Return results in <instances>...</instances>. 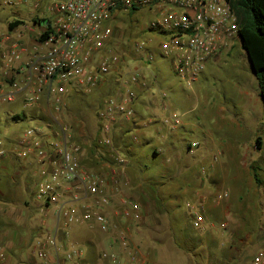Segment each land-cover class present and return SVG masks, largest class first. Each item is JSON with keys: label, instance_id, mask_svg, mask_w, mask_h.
I'll use <instances>...</instances> for the list:
<instances>
[{"label": "built area", "instance_id": "2783aa9c", "mask_svg": "<svg viewBox=\"0 0 264 264\" xmlns=\"http://www.w3.org/2000/svg\"><path fill=\"white\" fill-rule=\"evenodd\" d=\"M3 10L13 17L8 25L19 24L9 30L10 37L8 29H0V61L10 71V76L0 77V106L19 100L24 109L41 102L59 108L70 93H90L116 72L120 57L114 51L115 35L123 17L150 15L146 29L163 37L156 45L157 56L167 62L186 89H191L211 60L238 39L239 20L232 0H0V12ZM153 46L151 40H138L134 51L140 54L139 60H153ZM15 61L19 62L16 68ZM118 86L124 93L104 100L98 113L101 147H113L110 132L115 123L134 122V88L142 89L145 82L134 72L121 76ZM161 97L165 99L166 94ZM160 123L173 130L181 125L182 116L167 110ZM84 145L57 121L53 128L36 123L16 138L0 139V158L12 156L36 163L39 175L34 198L52 216L56 229L75 225L108 233L117 229L112 216L138 222L140 206L120 196L129 182L126 157L112 148V161L104 163L107 172L86 169L82 165ZM197 147L193 142L189 149ZM225 197L227 192L218 195V199ZM114 198L119 199V207H114ZM193 214L201 224L202 215ZM125 234L120 231L117 238L127 244ZM47 243L56 248L55 238L49 237ZM65 261L84 264L74 245ZM111 262L137 264L138 256L130 253L125 263L112 257ZM242 264H264V249Z\"/></svg>", "mask_w": 264, "mask_h": 264}, {"label": "rangeland", "instance_id": "374dc122", "mask_svg": "<svg viewBox=\"0 0 264 264\" xmlns=\"http://www.w3.org/2000/svg\"><path fill=\"white\" fill-rule=\"evenodd\" d=\"M149 17L140 13L120 19L114 44V51L120 57L117 71L108 75L92 92L70 93L59 108L51 102H41L26 111L13 106H0V139L6 140L10 133L36 123L53 128L57 121L68 129L75 140L84 142L82 165L89 169V154L96 153L100 157L103 149L98 144L103 135L98 117L101 104L124 93L118 86L121 76L139 73L145 87L134 88L136 117L134 122L127 123L131 128L125 134L131 132L137 145L143 146L148 143L143 140L144 136L155 138L157 131L158 138L152 143L159 145L152 147L151 144L147 150L148 153L156 151L161 154L157 162L160 170H176L188 167L187 164L192 162L199 171L200 179L206 182H212L213 179L208 178L213 171H217L213 183L221 187L219 194H228V197L219 199V211L225 218L221 222L224 224L222 231L226 232L223 244L226 248H240L235 264H242L264 247V163L261 165L255 160L261 153L257 150L256 135L264 140V111L260 102L253 106L246 99L238 98L239 91H244L245 86L250 90L256 87L245 54L237 39L233 47L226 49L227 53L223 51L217 61L207 64L204 75L191 89H186L173 75L167 62L157 56L156 45L163 37L146 29ZM12 19L11 13L1 11L0 29L7 30ZM25 23L31 25L28 19ZM8 36H11L9 29ZM138 40L153 41L156 56L150 62L139 60L140 54L134 51ZM0 66L4 68L1 61ZM244 77L248 79L242 84ZM162 93L166 94L165 99H162ZM164 106L166 110L174 109L182 116L181 125L189 128L187 133L184 131V136L189 135L184 138L185 141L171 143L169 136L180 127L169 130L161 125ZM11 107L13 112L7 110ZM17 116L20 118L15 120ZM193 142H197L198 147L191 151L188 145ZM188 175H180L177 179L182 181ZM209 188L212 193L216 192L215 186L209 185ZM196 205L192 201L187 205L192 215L193 212H200L195 209ZM217 230L221 229L216 224ZM197 232L205 231L201 229Z\"/></svg>", "mask_w": 264, "mask_h": 264}, {"label": "crops", "instance_id": "0c3cea01", "mask_svg": "<svg viewBox=\"0 0 264 264\" xmlns=\"http://www.w3.org/2000/svg\"><path fill=\"white\" fill-rule=\"evenodd\" d=\"M227 51L225 50L226 53ZM243 53L246 57V53L244 51ZM219 57L211 61L215 62ZM17 66L19 62L15 61L13 67ZM5 74L10 76V71H5L0 66V77H4ZM203 75L204 72L201 76ZM251 75L256 87L250 90L245 86L244 91H239L238 98L246 99L247 103L253 106L260 102L264 111L257 80L252 72ZM245 79L248 78L244 77L241 80L242 84ZM4 106L26 111L19 100ZM7 110L11 112L12 107ZM166 111L162 109L164 114ZM182 125L169 136L171 143L176 140L185 141L184 138L189 136H184V131L187 133L189 128L186 129ZM117 126L121 129H116ZM130 128L131 125L127 122L114 124L110 134L113 147H103L100 157H97L96 153H90L87 162L90 170L107 172L104 163L112 161V148L128 161L129 182L120 196L140 206L141 219L133 223L112 216V222L117 229L108 233H103L97 228L83 229L75 225L56 229L52 216L43 210L34 198L39 175L36 163L30 160L18 161L12 156L0 158V252L3 254L0 264H67L65 254L70 245L81 251L84 264H113L112 257H117L119 262L125 263L130 253L137 254V264L236 263L240 248L234 246L226 248L223 244L226 232L222 231L221 226L224 224L221 222L225 218L222 211H219L218 195L221 187L213 183L217 171H213L208 178L213 179L212 182H206L200 179L199 171L193 167L192 162L187 164L188 167L160 170L157 162L161 159V154L156 151L148 153L147 150L156 140L157 131L155 138L144 136L143 140L145 143L148 142L147 145L138 146L135 137L132 139L131 132L125 134ZM21 131L10 133L7 140L16 138ZM256 136L260 139V148L257 150L261 153L255 160L262 165L264 150L261 151V148L262 146L264 148V140ZM156 145L159 144H153L152 147ZM187 174H189L187 179L182 181L177 179L178 176L184 177ZM209 185L215 186V193L211 192ZM191 201L197 204L200 211L198 213L203 217L201 224L196 223L194 215L187 209ZM113 202L114 207H119L118 198H114ZM216 224L221 229L219 232L216 231ZM200 228L205 232L199 234L197 231H200ZM120 231H125L127 244L117 238ZM49 237L55 238L56 248L47 243ZM40 253H44L45 257L41 258Z\"/></svg>", "mask_w": 264, "mask_h": 264}, {"label": "trees", "instance_id": "16d2710c", "mask_svg": "<svg viewBox=\"0 0 264 264\" xmlns=\"http://www.w3.org/2000/svg\"><path fill=\"white\" fill-rule=\"evenodd\" d=\"M232 7L239 20V44L241 42V49L248 55L254 67L259 94L264 101V0H232ZM18 24L12 22L8 29L13 30ZM19 118L17 116L14 119ZM256 146L260 148L259 138L256 139ZM161 178L165 179L164 176Z\"/></svg>", "mask_w": 264, "mask_h": 264}, {"label": "water", "instance_id": "95a60500", "mask_svg": "<svg viewBox=\"0 0 264 264\" xmlns=\"http://www.w3.org/2000/svg\"><path fill=\"white\" fill-rule=\"evenodd\" d=\"M240 44H241V42H240ZM246 58H247V62H248V65H249V69L252 72V74L255 76L256 73H255L254 67L251 64V61H250V59H249L247 54H246ZM262 101H263V99H262ZM263 105H264V101H263Z\"/></svg>", "mask_w": 264, "mask_h": 264}]
</instances>
